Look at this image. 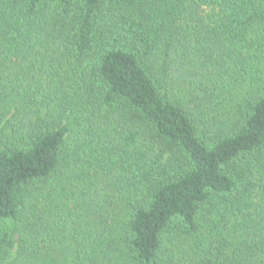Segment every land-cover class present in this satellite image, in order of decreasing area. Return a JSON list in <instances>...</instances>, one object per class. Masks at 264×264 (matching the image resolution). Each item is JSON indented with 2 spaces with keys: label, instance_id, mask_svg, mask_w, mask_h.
I'll use <instances>...</instances> for the list:
<instances>
[{
  "label": "trees",
  "instance_id": "1",
  "mask_svg": "<svg viewBox=\"0 0 264 264\" xmlns=\"http://www.w3.org/2000/svg\"><path fill=\"white\" fill-rule=\"evenodd\" d=\"M176 252L264 264V0H0V264Z\"/></svg>",
  "mask_w": 264,
  "mask_h": 264
},
{
  "label": "rangeland",
  "instance_id": "2",
  "mask_svg": "<svg viewBox=\"0 0 264 264\" xmlns=\"http://www.w3.org/2000/svg\"><path fill=\"white\" fill-rule=\"evenodd\" d=\"M209 209V208H208ZM211 210V209H210ZM217 214V211H215L214 213H213V215L215 216ZM211 223H207V227H209V225H210ZM215 226V225H214ZM207 229V228H206ZM204 237H206V236H204ZM206 244H208V243H206ZM170 252H171V250H170ZM187 255L189 254L190 255V253L188 252V249H187V253H186ZM193 254V253H192ZM182 257H183V254L182 253H178V252H176V254H172V260H171V262H170V264H180L181 263V259H182Z\"/></svg>",
  "mask_w": 264,
  "mask_h": 264
}]
</instances>
